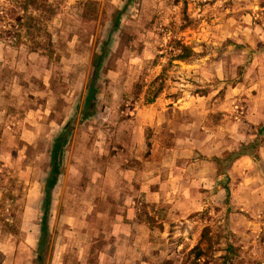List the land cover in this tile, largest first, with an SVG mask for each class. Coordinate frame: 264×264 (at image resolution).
Instances as JSON below:
<instances>
[{
    "label": "rangeland",
    "instance_id": "374dc122",
    "mask_svg": "<svg viewBox=\"0 0 264 264\" xmlns=\"http://www.w3.org/2000/svg\"><path fill=\"white\" fill-rule=\"evenodd\" d=\"M126 2L99 113L84 125L78 115L67 147L44 264H192L195 255L185 247L173 254L175 239L159 230L171 208L147 201L139 187L169 174L168 149L185 133L206 132L224 106L229 121L245 120L244 102L226 91L264 74V0H0V264H38L49 150L81 110L94 54ZM184 46L191 53L183 59ZM198 188L204 195L190 218L201 239L207 234L200 264H264V214L250 227V211L228 207L232 193L211 198ZM122 217L157 232L137 247L115 233ZM232 218L247 221L246 235L236 237Z\"/></svg>",
    "mask_w": 264,
    "mask_h": 264
},
{
    "label": "crops",
    "instance_id": "0c3cea01",
    "mask_svg": "<svg viewBox=\"0 0 264 264\" xmlns=\"http://www.w3.org/2000/svg\"><path fill=\"white\" fill-rule=\"evenodd\" d=\"M226 92L227 97L239 98L244 102L245 120L237 123L229 121L228 114L223 112L224 106L219 122L215 123L213 117L208 119L211 122L204 127L206 132L198 136L185 133L177 139L175 146L168 149V155L163 159L162 165L169 167V174L155 173L151 185L142 183L139 187L141 195L147 201L158 205L164 202L171 208L174 217L159 221V230L163 236L171 235L170 239H175L177 249L173 254L180 252L184 247L191 250L196 241L201 239L198 221L190 218L191 213L198 211L193 209L196 207L195 196L204 195L198 187L206 189L205 195L211 198L215 195H223L226 198L225 193H232L234 202L228 207L234 212L241 210L252 213L253 220L250 219L248 223L238 218L230 220L229 226L232 227L233 233H238L236 237L247 234L245 223L257 228L260 222L254 217H257L258 213L264 214V170L260 168L257 160L245 155L233 164L227 175H224L219 174L215 163L208 159L222 157L225 151H232L242 143L255 141L259 136L264 137V74L252 78L247 76L243 81L229 85ZM227 103L225 101V105ZM261 126L263 128L259 130ZM259 154L264 162V141ZM126 202L129 203L128 200ZM127 219L126 221L122 217L121 221H116L115 233L121 232L126 239L130 238V241L133 238L132 242L137 247L148 244L152 234L157 232V227L149 228L145 221L129 220L130 217ZM173 257L175 256H169L170 259ZM260 257L264 260V252ZM142 264L150 263L143 261Z\"/></svg>",
    "mask_w": 264,
    "mask_h": 264
},
{
    "label": "trees",
    "instance_id": "16d2710c",
    "mask_svg": "<svg viewBox=\"0 0 264 264\" xmlns=\"http://www.w3.org/2000/svg\"><path fill=\"white\" fill-rule=\"evenodd\" d=\"M31 4L38 7L39 3L38 0H31ZM128 8L129 3L126 2L125 6L121 10L117 11L118 14L116 15V20L110 30L111 35L109 34L107 41H105L102 47L94 54L92 61L93 70L87 84V92L81 110H76L75 115L69 120L64 129L55 137L49 150L48 163L42 178L41 219L39 223L40 233L37 254L38 264H44L45 249L50 236L49 221L51 218L54 192L65 171V155L67 147L71 141L75 125L77 124L78 115L80 116L78 120L79 124L84 125L91 119L95 118L99 113V95L107 83L105 72L106 61L110 54L109 42L120 27L121 15L124 14ZM183 49L186 53L180 55V57L184 59L190 56L191 50L187 46H184ZM260 147L261 140L257 138L255 141L248 144L242 143L238 150L226 152L224 159L215 157L213 161L217 164L218 173L227 175L233 164L245 155L253 157L264 166V162H262L259 155ZM206 238L207 234L206 232H203L200 243L190 250L189 259L192 255H195L192 258V264H200L198 260H200L205 253L201 248V244L204 240H206ZM210 245L212 244L210 243Z\"/></svg>",
    "mask_w": 264,
    "mask_h": 264
}]
</instances>
